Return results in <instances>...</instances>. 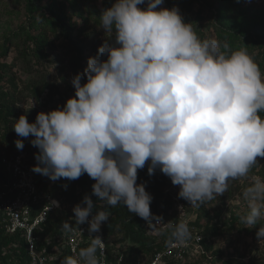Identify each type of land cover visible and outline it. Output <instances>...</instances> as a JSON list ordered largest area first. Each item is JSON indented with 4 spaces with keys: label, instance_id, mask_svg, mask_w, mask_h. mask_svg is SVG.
<instances>
[{
    "label": "clouds",
    "instance_id": "clouds-1",
    "mask_svg": "<svg viewBox=\"0 0 264 264\" xmlns=\"http://www.w3.org/2000/svg\"><path fill=\"white\" fill-rule=\"evenodd\" d=\"M163 3L115 0L98 17L107 39L71 79L74 96L62 108L37 113L33 123L22 114L12 126L18 137H34L29 143L38 154L31 171L52 181L87 174L104 208L122 204L149 223L161 219L150 211L145 185L137 183L146 164L149 176L158 169L179 186V198L199 208L224 195L230 180L247 178L264 158L259 65L247 47L224 51L216 39H200L178 7H158ZM14 145L24 148L21 139ZM243 198L240 222L264 240V225L257 227L264 219V180L252 177ZM72 212L76 229L87 223L90 236L110 216L105 210L93 215L88 195ZM173 235L184 245L187 224ZM104 246L99 235L91 236L89 246L60 264H102Z\"/></svg>",
    "mask_w": 264,
    "mask_h": 264
},
{
    "label": "rangeland",
    "instance_id": "rangeland-1",
    "mask_svg": "<svg viewBox=\"0 0 264 264\" xmlns=\"http://www.w3.org/2000/svg\"><path fill=\"white\" fill-rule=\"evenodd\" d=\"M103 1H106L108 8L115 2L0 0V70L2 66L6 67L15 80L17 91L14 93L21 115L36 117L39 112L47 113L49 108H62L67 99L74 96L72 77L83 72L87 67V59L97 55V49L108 36L100 29L98 18ZM166 1L158 7L165 8ZM177 7L181 15H187V18L182 16L184 22L193 23L200 39L218 41L216 34L222 37L236 36L255 42L247 50L253 59L263 53L264 0H183ZM31 17L39 23L44 20L52 22L57 33L50 28L45 32L40 31L43 28L33 30L30 28L33 24ZM60 29L66 31L65 36L58 35ZM27 34H30V39L23 45ZM7 38H11L9 42H5ZM34 47L40 51V59L22 56L23 51L31 55ZM101 59H106V56ZM13 62L15 66L10 68L9 64ZM51 64L56 67L50 73ZM260 70L264 73V68ZM0 76L2 80L6 79L2 73ZM85 82V79L81 80V84ZM33 87L44 89L40 98H35L31 90ZM4 90L13 92L7 85H4ZM33 101L35 106L30 109ZM33 138L16 136V139L24 143L23 150L17 151L23 152L30 163L34 154H31L32 145L29 141ZM15 140L11 142L12 145ZM257 163L247 178L230 180L224 195L199 208L191 207L186 200L182 202L176 199L179 186L172 185L171 181L165 187L167 196L157 202L158 209L165 212L161 219L164 226L168 227L172 221L183 222L191 233L200 232L204 227L224 228L233 222L235 226L229 233L208 238L205 254L187 258L179 264H264V240L256 239V228H248L240 222V216L247 210L243 198L244 189L252 183V177L258 176L264 180V158L258 157ZM260 225H264V219H261L257 227ZM146 228L152 237L162 231L154 227L152 222H147ZM119 239L120 236L115 234L114 242L120 243ZM121 245L124 247L128 244Z\"/></svg>",
    "mask_w": 264,
    "mask_h": 264
},
{
    "label": "trees",
    "instance_id": "trees-1",
    "mask_svg": "<svg viewBox=\"0 0 264 264\" xmlns=\"http://www.w3.org/2000/svg\"><path fill=\"white\" fill-rule=\"evenodd\" d=\"M103 8L99 12V16L101 12L108 8L105 4L106 1H103ZM183 0H167L165 8L171 9L173 6L182 4ZM31 11V10H30ZM184 18H187V15H182ZM33 20V24L30 26L33 30L41 29V32H45L44 30L53 29L54 33H57L56 28L53 27V23L47 20L41 21L40 23L34 21V17H31V21ZM59 34L66 35V31H62L60 29ZM218 37V41L221 42V50H237L241 47H247V50L251 48L255 42L251 40H247L244 38L232 36V37H222L216 34ZM11 38H7L5 42H9ZM30 39V34L26 35L25 41L23 45L28 42ZM16 40V39H15ZM226 44L228 46L227 49L223 48V45ZM254 48V47H253ZM31 55L27 52H21L24 58H28L32 56L36 59H40L42 57L41 53L37 48H32ZM29 55V56H28ZM254 61L259 65L260 68H264V51L260 54V57L254 59ZM15 66V62L10 63L9 67L13 68ZM0 73L6 76L5 80H2L0 76V183L6 180L5 174L3 171V166L1 164L2 156H10L18 153L16 147L12 145V141L16 139V134L12 130V126L15 123L14 119H18L21 115L18 112L17 104L18 101L16 99L15 93L17 91V86L14 78L10 75V71L6 69V67L2 66ZM4 85H7L12 89V93L4 90ZM35 98H40L43 95L44 89H39L37 87H33L31 89ZM57 108H49L48 112L51 110H55ZM264 115V113H261ZM27 120L29 123H33L35 121V116H27ZM27 152V150H24ZM38 154V149L35 147H31V154ZM29 160V159H28ZM31 160V159H30ZM30 163V161H28ZM30 165L33 167L36 165V161L33 157ZM146 164L144 169L138 170V178L137 183H143L145 185V190L152 196V202L150 204V211L153 216L159 217L162 219L164 217V210L158 209L157 202L167 196V193L164 191L165 187L168 186L170 180L167 176L162 174L158 169L155 171L154 175L149 176L147 174ZM36 177V183L38 185L44 183L47 180V177L42 176L40 174L34 173ZM95 181L87 176V174H83L80 178L76 180H66L59 179L54 182L53 186L48 189V191L58 198L63 206H73L78 203H81L84 196L88 195L93 202V211L97 212L100 210H105L110 213L109 219L104 222V232L106 235L115 237V234L120 236L119 242L116 243L119 247L115 245V248L108 249V254L111 259H118L121 257L123 264H132L136 262L141 255L146 257H150L156 251L162 249L168 243L175 240L173 235L175 228L181 222L172 221L166 230L161 231L156 236L148 235V231L146 228L147 222L137 216L134 213H130L127 211V208L122 204H118L115 207H103L102 202L94 195H92V184ZM62 185H67V188H63ZM46 188V186H45ZM176 199L180 201H184V199L179 198L176 195ZM83 206V205H82ZM69 215L68 209L61 212L53 213L47 224L45 233H56L58 232L67 221L66 218ZM153 221V220H152ZM234 222L230 223V225L222 227H204L202 231H200L202 235V245L204 246L205 251L208 249L207 239L210 237L217 236L222 233H229L234 229ZM115 251H118L115 252ZM0 264H27V255L25 245L23 240L18 236H6L0 230Z\"/></svg>",
    "mask_w": 264,
    "mask_h": 264
},
{
    "label": "built area",
    "instance_id": "built-area-1",
    "mask_svg": "<svg viewBox=\"0 0 264 264\" xmlns=\"http://www.w3.org/2000/svg\"><path fill=\"white\" fill-rule=\"evenodd\" d=\"M1 164L6 180L0 183V230L6 236H18L23 240L27 264H60L66 256L75 255L81 248L89 246L91 236L96 235L102 238L105 245L102 264H123L121 257L116 260L109 257L108 249H116V241L105 234L104 222L100 225L99 233H92L91 236L87 223L76 229L72 212L75 205L66 208L48 191L55 181L47 178L40 185L36 183L32 166L23 152L2 156ZM67 209L69 215L66 222L73 226L72 230L66 231L62 227L56 233H45L50 216L56 211L65 213ZM151 222L162 231L167 229L162 221ZM202 240L200 232H190V238L184 245L177 246L174 240L150 257L141 255L132 264H179L187 258L205 254Z\"/></svg>",
    "mask_w": 264,
    "mask_h": 264
}]
</instances>
